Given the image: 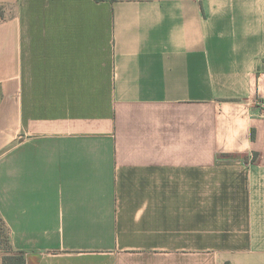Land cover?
Returning <instances> with one entry per match:
<instances>
[{
  "label": "crops",
  "instance_id": "crops-1",
  "mask_svg": "<svg viewBox=\"0 0 264 264\" xmlns=\"http://www.w3.org/2000/svg\"><path fill=\"white\" fill-rule=\"evenodd\" d=\"M264 0H0V215L26 264H264Z\"/></svg>",
  "mask_w": 264,
  "mask_h": 264
},
{
  "label": "trees",
  "instance_id": "trees-1",
  "mask_svg": "<svg viewBox=\"0 0 264 264\" xmlns=\"http://www.w3.org/2000/svg\"><path fill=\"white\" fill-rule=\"evenodd\" d=\"M2 222V235L0 236L1 242L4 243V248H2L3 254L1 255V264H26V254L22 250H15L11 238L9 229L0 215ZM4 236V238H2Z\"/></svg>",
  "mask_w": 264,
  "mask_h": 264
},
{
  "label": "built area",
  "instance_id": "built-area-1",
  "mask_svg": "<svg viewBox=\"0 0 264 264\" xmlns=\"http://www.w3.org/2000/svg\"><path fill=\"white\" fill-rule=\"evenodd\" d=\"M256 106L259 109V114L264 117V98L258 99L256 101Z\"/></svg>",
  "mask_w": 264,
  "mask_h": 264
},
{
  "label": "rangeland",
  "instance_id": "rangeland-1",
  "mask_svg": "<svg viewBox=\"0 0 264 264\" xmlns=\"http://www.w3.org/2000/svg\"><path fill=\"white\" fill-rule=\"evenodd\" d=\"M2 222H1V219H0V236L2 235ZM2 238H4V236H2ZM1 239V238H0ZM2 240H0V264H1V255L3 254L2 252V248H4V243L1 242Z\"/></svg>",
  "mask_w": 264,
  "mask_h": 264
}]
</instances>
